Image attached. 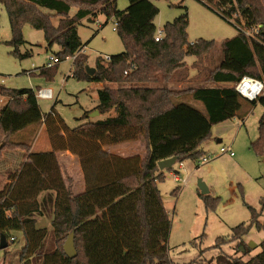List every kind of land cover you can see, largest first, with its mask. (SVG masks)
<instances>
[{"label": "trees", "instance_id": "1", "mask_svg": "<svg viewBox=\"0 0 264 264\" xmlns=\"http://www.w3.org/2000/svg\"><path fill=\"white\" fill-rule=\"evenodd\" d=\"M127 1L129 6L120 11L117 0H0L12 34L7 45L15 57L25 60L32 56L30 51H21L27 44L23 29L30 26L44 32L48 49L59 47L56 56L61 62L73 58V78L120 86L98 92L96 110L107 115L105 119L85 121L74 129L58 116L55 105L49 113L42 112L36 90L0 87V98L6 99L0 107L1 154L5 150L26 151L24 164L6 173L8 183L0 190V239L4 236L9 248L17 240L11 241L14 234H22L19 264H177L168 247L172 223L158 189V183L173 168L160 171L158 164L171 158L177 163L200 160L205 156L202 144L212 137L213 126L246 117L257 103L264 108V96L250 102L234 89L244 77L264 81L263 0H197L223 20L233 22L238 33L221 45L220 64L203 77L211 86L182 90L169 85L188 77L185 58L209 55L216 43L202 39L189 42L186 7L181 8L180 17L165 24L163 38L157 42L159 8L152 0ZM73 7L77 12L71 17ZM99 14L107 22L114 20L125 50L111 56L110 61L98 58L96 72L90 76L78 27ZM53 20H58L56 25ZM239 26L252 36H246ZM56 66L39 69L41 76L53 80ZM156 84L161 86H153ZM224 84L232 87H222ZM89 114L86 112L82 120ZM42 125L52 149L33 153L31 144L20 134ZM132 141L146 144L145 159H124L102 150L103 146ZM251 149L257 156L264 154V113ZM62 151L79 157L85 193L75 196L66 186L57 158ZM199 196L207 211H214L220 202L211 194ZM261 205L260 211L248 206L250 222L234 227L230 236L218 238L213 248L234 245L243 257L250 255L252 249L244 239L252 227L264 231L260 222L264 198ZM43 216L51 218L52 251L45 250L50 230L38 227L37 217ZM71 233L77 252L73 259L63 250ZM259 247L260 252L248 261L220 253L190 264H264V240ZM8 248L0 252L6 254Z\"/></svg>", "mask_w": 264, "mask_h": 264}, {"label": "rangeland", "instance_id": "2", "mask_svg": "<svg viewBox=\"0 0 264 264\" xmlns=\"http://www.w3.org/2000/svg\"><path fill=\"white\" fill-rule=\"evenodd\" d=\"M152 1L160 10L155 19L157 30H163L165 24L180 17L183 12L181 8L186 7L189 14L187 31L189 42L195 43L202 39L216 43L217 47L207 57L185 58L190 74H196L200 79H195L190 84L186 83L183 87L209 86L201 82V78L220 64L221 45L237 35L238 31L233 22L223 20L197 0ZM128 6L127 0H117V8L120 11ZM76 12L77 9L73 7L70 16L73 17ZM57 21L53 20L55 25ZM114 29V20L107 22L102 14H99L96 20H84L79 25V36L84 44L83 53L88 57L89 67L94 68L98 58L111 57L124 52L121 38ZM23 36L27 44L21 51H30L32 56L20 60L11 53L13 49L7 45L12 39L11 28L7 11L0 5V87L16 90L52 89L55 99L39 100V106L42 112L47 114L55 105L56 113L69 129H74L85 121L107 117V115L92 116L94 112L91 111L98 105V92L103 87L117 89L119 85L110 83L101 85L73 78L75 69L71 57L55 67L52 72L53 80H47L41 76L39 69L46 66L50 57L55 56L60 50L59 47L48 49L44 32L34 30L30 26L24 27ZM31 71L34 75L28 74ZM2 102L4 104L6 99L0 98V107ZM86 112L91 113L86 120H82ZM263 113V106L257 103L245 123L235 119L213 126L212 137L201 147L205 152L204 157L213 159L204 165L199 163L200 160L184 162L186 172H182L181 177L188 182L187 186L176 184L172 179V172L166 173L165 180L158 183V189L172 223L168 247L171 259L175 263L190 264L196 259L210 260L220 253L243 257L242 252H236L234 245L223 246L221 250L213 247L218 238L230 236L234 227L250 222L251 212L248 206L257 211L262 209L264 154L257 156L251 149V143L258 138V123ZM222 147H231L235 157L220 156ZM199 181L209 188L213 198H220L214 211H207L204 200L200 198ZM177 189L179 190L176 191ZM37 219L38 227H47L50 230L45 250L52 251L54 239L51 218L43 216ZM260 222L264 224V214ZM204 235L205 237L202 238ZM14 237L17 240L10 245L7 253L0 252V264H19L24 238L21 233H15ZM244 240L252 249L250 255L243 257L248 261L260 252L259 246L264 240V231L252 227Z\"/></svg>", "mask_w": 264, "mask_h": 264}, {"label": "crops", "instance_id": "3", "mask_svg": "<svg viewBox=\"0 0 264 264\" xmlns=\"http://www.w3.org/2000/svg\"><path fill=\"white\" fill-rule=\"evenodd\" d=\"M263 4H264V0H263ZM96 19L97 17L92 18V20H96ZM204 57H207V55ZM90 68H93V67H90ZM188 71H190L189 67H188ZM32 75H34V73ZM195 79L199 80L200 76L196 74L191 75L189 72L186 80L178 82V83H173L169 85V87L173 89H177V90L189 89V88H201V87H195L192 85L186 88L183 87L184 84L186 83L190 84V82L194 81ZM201 79H202L201 82H204V78L202 77ZM99 84L104 85L103 83H99ZM210 86L211 85L207 87H210ZM221 86L222 87L224 86L232 87V85H225V84ZM212 87H216V85H213ZM190 104L199 110L202 109V106L199 103L190 101ZM2 105H3V102H2ZM96 111L97 110L95 107V109L91 111V112H94L92 116L100 115V114L96 115L95 113ZM248 116L249 115L241 119L240 118H235V119H239L243 123H245ZM21 135H23L24 139H26L28 143L31 144L32 146L31 152L33 153L48 152V151H51L52 149L51 143L49 141V138L46 132L45 125H42L38 128L31 127L25 130L24 132H22L20 136ZM219 142L222 143V141H219ZM102 150L109 155L117 156V157L124 158V159L138 157L141 160H143L147 156V147H146V144L142 141H132V142H126V143H122L118 145L103 146ZM25 158H26V151L22 149L5 150L2 152L1 157H0V190H2L5 187V185L8 183L7 178H6V173L15 172L19 170L21 166L24 164ZM57 158H58V163H59L64 181H65V184L67 187L68 186L71 187V191L73 195L76 196V195L85 193L86 192V180H85L84 172L82 170V165H81V161L79 157L72 154L70 151H62V152L57 153Z\"/></svg>", "mask_w": 264, "mask_h": 264}, {"label": "built area", "instance_id": "4", "mask_svg": "<svg viewBox=\"0 0 264 264\" xmlns=\"http://www.w3.org/2000/svg\"><path fill=\"white\" fill-rule=\"evenodd\" d=\"M242 32L245 33L246 36L250 37L252 34L249 31H246L243 26H239ZM115 30V29H114ZM164 32L163 30H158L156 35V41L159 42L163 38ZM105 61H110V57L107 56L103 58ZM61 63V60L59 57L52 56L50 57L49 61L47 62L46 66H44L45 69L53 68L55 65H58ZM33 72H28L29 75H31ZM234 89L236 92L245 100L250 102H258L259 98L264 96V81L258 80L251 77H244L238 82ZM36 98L37 100H47V101H53L55 99V95L52 89L50 88H40L36 89ZM220 156H228L230 158L235 157V152L232 150L231 147H222L220 149ZM211 157H203L200 159L199 163L201 165L207 164L211 161ZM176 168V169H174ZM186 172V168L181 163H176V165L173 167V171L171 173L173 181L178 185L187 186L188 182L181 177V173ZM16 238H12L11 241H15Z\"/></svg>", "mask_w": 264, "mask_h": 264}, {"label": "water", "instance_id": "5", "mask_svg": "<svg viewBox=\"0 0 264 264\" xmlns=\"http://www.w3.org/2000/svg\"><path fill=\"white\" fill-rule=\"evenodd\" d=\"M86 71L87 73L92 76L95 74L96 72V69L95 68H90L89 66L86 67ZM96 115H99V112L96 111L95 112ZM2 148H3V145L0 146V154H1V151H2ZM177 163V159L176 158H171L169 160H165V161H162L158 164V167L160 169V171H166V170H171ZM198 188L200 190V194L202 196H207L210 194V190L209 188L202 182V181H199L198 182ZM8 248V242L6 240V238L4 236H1V239H0V250L3 251L5 249ZM63 250H64V253L65 255L70 258V259H73L77 256V252H76V249H75V243H74V234L71 233L69 235V237L67 238L64 246H63Z\"/></svg>", "mask_w": 264, "mask_h": 264}]
</instances>
